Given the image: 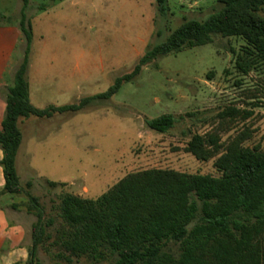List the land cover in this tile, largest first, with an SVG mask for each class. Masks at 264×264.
<instances>
[{
	"label": "rangeland",
	"instance_id": "374dc122",
	"mask_svg": "<svg viewBox=\"0 0 264 264\" xmlns=\"http://www.w3.org/2000/svg\"><path fill=\"white\" fill-rule=\"evenodd\" d=\"M168 1L170 10L162 14L156 0H30L31 102L38 108L63 106L104 93L185 21H203L223 6L220 0ZM22 6V0H0V127L6 88L26 49ZM243 44L239 37L215 36L212 43L160 57L108 99H93L77 112L23 119L17 156L22 183L32 180L31 192L48 215H56L62 193L97 198L133 171L173 168L218 176L215 158L202 161L185 151L194 133L216 130L227 143L247 129L252 137L246 144L264 148V66L238 71L232 49ZM229 107L251 115L221 117ZM167 113L177 122L166 133L145 122ZM46 180L67 185L53 188ZM20 217L29 247L36 217L25 207ZM48 244L38 251L42 264L57 261L58 249ZM115 262L108 256L97 262L76 258L74 264Z\"/></svg>",
	"mask_w": 264,
	"mask_h": 264
},
{
	"label": "trees",
	"instance_id": "16d2710c",
	"mask_svg": "<svg viewBox=\"0 0 264 264\" xmlns=\"http://www.w3.org/2000/svg\"><path fill=\"white\" fill-rule=\"evenodd\" d=\"M220 1L223 6L207 19H189L165 41L150 47L108 91L83 98L79 104L38 108L30 100L27 80L32 48V25L26 13L30 0H22L26 49L13 72V84L6 88V114L0 128L5 179L0 196H23L10 207L16 211L25 207L36 217L28 259L16 264H42L38 251L45 241L58 249L54 264H74L76 258L97 262L108 256L116 259L115 264H264V148L246 144L252 137L247 129L227 143L216 130L194 133L187 142L185 151L197 159L215 158L218 176L173 168L133 171L97 198L62 193L56 215H48L41 199L31 192L32 180L22 183L17 166L23 119L77 112L93 99H108L164 55L212 43L218 35L239 37L245 44L239 51L232 49L238 71L249 74L264 66V0ZM156 4L162 14L170 10L168 0H156ZM220 115L246 119L251 113L229 107ZM145 122L166 133L177 118L167 113ZM46 182L53 188L67 185Z\"/></svg>",
	"mask_w": 264,
	"mask_h": 264
},
{
	"label": "crops",
	"instance_id": "0c3cea01",
	"mask_svg": "<svg viewBox=\"0 0 264 264\" xmlns=\"http://www.w3.org/2000/svg\"><path fill=\"white\" fill-rule=\"evenodd\" d=\"M3 80L5 82V76ZM2 157L3 153L0 149V160ZM4 184L5 179L0 166V190ZM13 202V198L9 195L0 196V264L23 263L28 259V246L25 244L26 223L20 217L21 211L10 207Z\"/></svg>",
	"mask_w": 264,
	"mask_h": 264
}]
</instances>
